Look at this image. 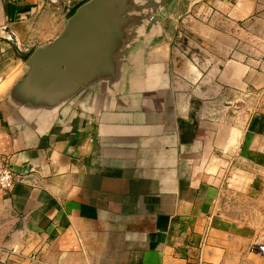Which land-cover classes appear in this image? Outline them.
Wrapping results in <instances>:
<instances>
[{
	"label": "crops",
	"instance_id": "obj_1",
	"mask_svg": "<svg viewBox=\"0 0 264 264\" xmlns=\"http://www.w3.org/2000/svg\"><path fill=\"white\" fill-rule=\"evenodd\" d=\"M89 3L90 73L30 80ZM262 20L264 0H0V158L18 177L0 264H264V113L245 107L264 36L244 31Z\"/></svg>",
	"mask_w": 264,
	"mask_h": 264
},
{
	"label": "water",
	"instance_id": "obj_2",
	"mask_svg": "<svg viewBox=\"0 0 264 264\" xmlns=\"http://www.w3.org/2000/svg\"><path fill=\"white\" fill-rule=\"evenodd\" d=\"M104 14L93 3L82 6L73 17L67 32L54 44L38 49L28 58V78L36 81L44 77L57 81L63 77L82 78L91 71L98 57V25Z\"/></svg>",
	"mask_w": 264,
	"mask_h": 264
},
{
	"label": "rangeland",
	"instance_id": "obj_3",
	"mask_svg": "<svg viewBox=\"0 0 264 264\" xmlns=\"http://www.w3.org/2000/svg\"><path fill=\"white\" fill-rule=\"evenodd\" d=\"M252 29V30H251ZM244 31L249 32V31H255L257 33H259L260 35L264 36V20H262L260 23L258 24H251L249 26H246L244 28ZM247 43V42H246ZM256 49L258 52V56L259 59L263 58V62H264V41H256ZM28 60V58H27ZM263 62H260V60H258V65H264ZM25 63V62H24ZM254 99H252L250 101V103L245 104V107L251 110H255L256 112H262L264 113V91H260L257 92V94L253 97ZM231 178V176H230ZM239 196L235 197V200L238 199ZM260 205L264 206V198L263 200L260 202ZM235 206L237 207H241V208H247L248 207V202L243 201L242 199H239L237 201V203L235 202ZM243 210V209H242ZM253 220H256L257 222L260 221H264V217L263 216H258V217H253ZM259 243H263V242H259Z\"/></svg>",
	"mask_w": 264,
	"mask_h": 264
},
{
	"label": "built area",
	"instance_id": "obj_4",
	"mask_svg": "<svg viewBox=\"0 0 264 264\" xmlns=\"http://www.w3.org/2000/svg\"><path fill=\"white\" fill-rule=\"evenodd\" d=\"M18 181L16 172L9 161L0 158V192L11 193ZM251 251H257L264 258V243H257L251 247Z\"/></svg>",
	"mask_w": 264,
	"mask_h": 264
}]
</instances>
